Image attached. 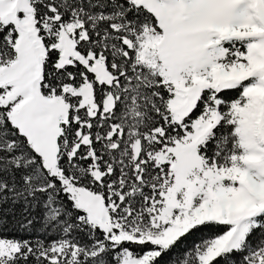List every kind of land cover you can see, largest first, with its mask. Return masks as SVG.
Masks as SVG:
<instances>
[{
    "label": "snow or ice",
    "instance_id": "obj_1",
    "mask_svg": "<svg viewBox=\"0 0 264 264\" xmlns=\"http://www.w3.org/2000/svg\"><path fill=\"white\" fill-rule=\"evenodd\" d=\"M0 264H264V0H0Z\"/></svg>",
    "mask_w": 264,
    "mask_h": 264
},
{
    "label": "trees",
    "instance_id": "obj_2",
    "mask_svg": "<svg viewBox=\"0 0 264 264\" xmlns=\"http://www.w3.org/2000/svg\"><path fill=\"white\" fill-rule=\"evenodd\" d=\"M230 94H231V95H235L234 92H233V93H230ZM3 235H5V236L11 238L12 236L17 235V234H16V233H12V232H5V233H3Z\"/></svg>",
    "mask_w": 264,
    "mask_h": 264
}]
</instances>
